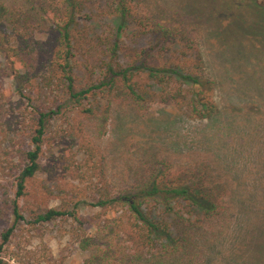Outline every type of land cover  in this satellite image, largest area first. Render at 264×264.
Here are the masks:
<instances>
[{"label": "trees", "instance_id": "1", "mask_svg": "<svg viewBox=\"0 0 264 264\" xmlns=\"http://www.w3.org/2000/svg\"><path fill=\"white\" fill-rule=\"evenodd\" d=\"M191 4L200 19L218 16L238 39L257 37L264 44V24L256 16L264 14V1ZM31 40L47 54L46 77L30 69ZM3 75L12 78L30 109L0 156V177H11L14 189L9 193L0 184V218L10 219L0 230V252L19 224L40 230L71 219L83 230L91 218L80 211L90 208L113 212L111 230L130 249L120 250L123 264H209L206 252L236 215L226 201L232 181L221 159L208 152L176 163L152 157L147 170L138 171L137 183L114 193L83 123L103 119L109 108L101 109L102 102L138 111L161 103L190 119L213 118L219 109L216 81L206 74L200 46L185 23L155 18L139 0H0V79ZM30 89L38 94L36 104L26 93ZM5 110L0 101V117ZM65 111L74 114L70 137H62L43 163V146L52 138L47 129ZM41 177L60 178L56 205H49L45 195L53 191ZM83 194L89 200L79 201ZM93 237H81L80 247Z\"/></svg>", "mask_w": 264, "mask_h": 264}, {"label": "rangeland", "instance_id": "2", "mask_svg": "<svg viewBox=\"0 0 264 264\" xmlns=\"http://www.w3.org/2000/svg\"><path fill=\"white\" fill-rule=\"evenodd\" d=\"M139 1L155 18L168 23L183 22L191 30L200 46L205 72L216 81L219 109L213 118L199 120L187 118L173 106L161 103L138 111L131 105L107 106L102 102L101 109L109 108L103 119L82 120L97 146L110 187L115 193L137 183L138 171L142 174L147 170L152 157L170 158L176 163L192 159L197 153H213L231 177L232 191L226 201L234 206L236 215L228 230L206 252L209 264H264V44L257 37L238 39L224 30L218 16L200 19L192 12L194 0ZM256 16L264 24V14ZM245 40L251 45L246 47ZM27 51L32 62L30 69L46 77L47 54L43 47L31 40ZM0 85V101L6 104L0 117L3 156L2 150L15 141L22 114L27 115L30 108L14 91L10 76L3 75ZM26 93L32 96L33 103H38L36 91L30 89ZM47 95L52 98L51 93ZM73 115L65 111L51 121L47 133L52 138L43 146V163L62 137H70ZM19 144L18 141L16 145ZM41 178L53 191L45 195L51 197L49 205H56L60 178ZM12 180L0 177V184L7 185L9 193L14 191ZM79 198L81 202L89 200L84 194ZM80 212L91 218L83 230L71 219L56 220L40 230L17 225L16 236L0 252L3 264H123L120 250L130 249L126 248L124 237L111 230L109 220L113 212L90 208ZM9 225L10 219L0 218V230ZM90 234L94 236L93 242L81 248L80 238Z\"/></svg>", "mask_w": 264, "mask_h": 264}]
</instances>
